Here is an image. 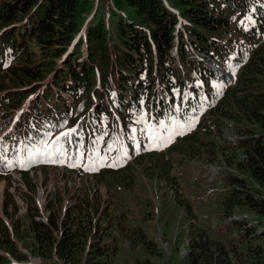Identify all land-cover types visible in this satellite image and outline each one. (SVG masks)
I'll list each match as a JSON object with an SVG mask.
<instances>
[{
    "label": "trees",
    "instance_id": "1",
    "mask_svg": "<svg viewBox=\"0 0 264 264\" xmlns=\"http://www.w3.org/2000/svg\"><path fill=\"white\" fill-rule=\"evenodd\" d=\"M176 1L178 5L110 0L106 19L101 0L97 6L96 0H0V90H7L6 104L12 110L27 106L18 118L20 134L13 148L42 143L60 131L51 145L64 150L80 147L83 138L89 141L84 146L89 155L113 152L125 142L132 149L135 138L130 131L137 118L184 120L205 106L196 127L210 126V120L221 129L225 118L251 122L238 126L237 145L243 154L231 163L243 173L226 174L231 185L223 202L230 215L246 206L264 223V41L259 37L264 31V0ZM248 14L256 21L243 33L242 42H232L227 36L232 17ZM210 62L239 66V74L234 81H223ZM217 81L223 83L220 91L212 86ZM71 118L74 127L66 129L65 121ZM198 134L197 129L188 131L180 137L183 142L143 150L138 157L149 171L166 169L165 152L192 157L219 153ZM199 144L206 145L204 152ZM130 164L92 174L104 181L127 173ZM29 172L23 171L25 176ZM101 206L100 200L83 195L63 212L56 199L47 220H32L33 252L46 258L57 255L65 264H113L118 246L106 237L109 226L103 227L100 220L108 218L101 217L109 214V206L100 217ZM243 220L234 222L246 223ZM4 236L13 255L24 258L7 229ZM189 244L190 264H246L237 244L211 237L202 226ZM250 252L252 263L264 264V249L255 245ZM4 263L10 260L0 253Z\"/></svg>",
    "mask_w": 264,
    "mask_h": 264
},
{
    "label": "rangeland",
    "instance_id": "2",
    "mask_svg": "<svg viewBox=\"0 0 264 264\" xmlns=\"http://www.w3.org/2000/svg\"><path fill=\"white\" fill-rule=\"evenodd\" d=\"M165 1L178 5L176 0ZM110 4V0H101V12L106 19H110ZM92 15L89 14L88 19ZM255 21L250 14L233 16L227 36L234 43L242 42L243 33ZM259 37L264 41V31ZM217 66L227 73L221 76L223 81H233L240 71V67H234V64ZM212 86L220 91L223 83L217 81ZM6 92L0 90V253L10 260L4 264H65L57 255L46 258L33 252L32 220H47L49 205L56 199L62 202L65 212L83 195L101 201L99 215L103 207L107 209L109 206V214L100 215L108 218L100 221L103 227L109 226L106 237L112 241L115 239L118 246L113 264H190L189 242L195 236L197 226H202L211 237L234 242L243 251L242 259L246 264H255L249 248L256 245L264 249V234L261 233L264 223L246 206L230 215L223 202L231 185L226 174L230 171L243 173L236 163H231L240 160L243 154L242 147L237 145L241 134L238 126H252L251 122L225 118L223 125L219 123L222 128L218 129L206 118L210 126L199 124L196 127L207 110L204 106L193 118L184 120L173 118L149 122L137 118L130 131L135 138L134 151L129 153L122 145L116 151L118 145L113 152L99 151L89 155V151L84 150L89 143L85 138L80 147L68 150L62 146L54 147L51 145L53 137L60 131H55L52 138H44L42 143L37 141L19 150L18 146L13 148L20 134L18 118L27 106L23 104L12 110L6 104ZM114 115L120 119L115 109ZM110 119H114L113 114ZM64 125L66 129L73 128V118L67 119ZM196 129L200 140L211 141L210 145H215L213 149L218 148L219 153L208 154L204 149L206 145L199 144L204 155L192 157L187 152H165V170L145 169L142 158L138 157L140 152L166 149L177 140L183 142L180 137ZM10 132L12 136L8 141ZM5 134L7 138H4ZM128 164L131 168L127 173L108 176L104 181H97L92 174L105 167L120 170ZM24 169L30 170L29 176H25ZM187 203L192 206V212ZM235 218L244 219L242 222L246 223L236 224ZM253 225H256L257 232H254ZM4 228L9 231L20 253L26 254L24 258L15 257L4 245Z\"/></svg>",
    "mask_w": 264,
    "mask_h": 264
}]
</instances>
